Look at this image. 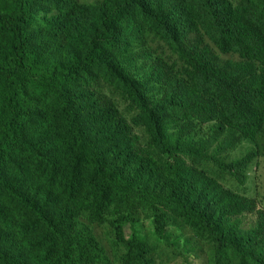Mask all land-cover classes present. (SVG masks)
<instances>
[{
  "label": "trees",
  "instance_id": "obj_1",
  "mask_svg": "<svg viewBox=\"0 0 264 264\" xmlns=\"http://www.w3.org/2000/svg\"><path fill=\"white\" fill-rule=\"evenodd\" d=\"M7 1L15 13L0 14V28L7 35L0 55L10 58L3 81L0 118V194L7 190L9 202L18 199L31 206L41 218L33 222L35 217L29 215L33 224L44 221L49 227L55 224L57 202L50 197L51 187L70 198H80L101 224L119 194L126 200L129 196L151 198L183 217L187 225L215 247L219 258L233 257L239 264H264V205L249 196L245 187L249 166L259 154L257 136L264 126V0H240L237 4L233 0H99L95 4L59 0L47 25L74 37L80 50L65 66L55 64L51 69L27 50L26 29L34 17L28 0ZM125 8L136 9L151 33L164 40L182 62L175 61L171 66L152 48L140 51L149 64L148 81L164 90L154 105L146 102L142 82L104 59L106 45L116 43V25ZM218 53L239 58L223 60ZM93 66L117 71L122 86L141 107L136 120H143L160 143L172 122L180 125L182 137L192 132L197 135L199 129L208 127L207 138H201L198 144L191 141L177 146L198 164L179 162L175 179L161 195L154 196L125 180L112 167L111 159L91 149L93 142L87 138L66 84ZM32 83L51 93L57 107L54 144L58 155L52 157L50 152L34 149L39 168L49 177L47 197L43 200L37 198L38 193L31 197L16 187L4 165L8 145L17 133L18 95ZM101 110L111 120L109 136L121 138L128 125L119 118L117 109L105 105ZM238 148L239 154L231 159L223 156ZM14 164L19 177L24 162L16 160ZM224 176L231 177L240 188L223 184L220 180ZM5 206L0 197L2 219L9 209ZM125 220L127 217L121 215L120 227L114 232L116 258L120 264H148L140 233L134 230L129 239L123 235L121 224ZM62 225L57 220L54 243L68 235ZM157 229L161 234V226ZM4 243L0 230V264H27L13 246L6 248ZM78 248L88 256L104 254L92 240L79 243Z\"/></svg>",
  "mask_w": 264,
  "mask_h": 264
},
{
  "label": "rangeland",
  "instance_id": "obj_2",
  "mask_svg": "<svg viewBox=\"0 0 264 264\" xmlns=\"http://www.w3.org/2000/svg\"><path fill=\"white\" fill-rule=\"evenodd\" d=\"M58 1L28 0L34 17L26 29V47L29 54L47 69L55 64L65 66L80 50V44L74 37L47 25V19L57 10ZM75 1L95 4L99 0ZM239 1L233 0V3ZM11 13H15L13 5L7 0H0V14ZM115 30L117 33L113 38L116 43L106 45L104 59H109L119 70H124L123 74L128 73L142 82L146 102L154 105L163 96L164 90L148 81L149 64L140 56V51L152 48L155 55L167 60L171 66L175 61L182 62L164 40L151 33L136 9L125 8ZM6 38L7 35L0 28V48L6 45ZM218 55L223 60L239 58L235 54ZM9 66V56L0 55V118L3 117V81ZM66 86L71 91L73 107L82 120L87 138L91 144L93 142L91 149L103 152L111 159L112 167L119 170L125 180L158 196L175 179V167L179 162L194 166L198 164L177 146L191 141L198 144L201 138H207L208 127L199 129L197 135L192 132L182 137L180 125L172 122L160 143L143 120H136L141 107L134 95L124 89L116 70L110 72L93 66ZM105 105L116 108L119 118L128 125L121 138L109 136L111 120L101 110ZM56 109L54 96L46 89L34 83L25 86L18 95L17 133L11 138L4 161L13 184L27 191L31 197L38 193L40 200L47 197L49 177L39 168V158L34 149L38 147L50 152L52 157L58 155L57 144H54L57 140ZM257 146L259 154L249 166L245 187L249 196L264 205V126L257 136ZM239 151V148L232 149L223 156L229 160ZM16 160L24 162L23 174L19 177H16L14 170ZM213 176L209 174V177ZM220 181L232 188H240L229 176H224ZM0 197L4 206L6 204L9 208L4 219L0 217L4 246H13L19 258L27 264H120L113 239L116 228L120 227L118 221L121 215L127 217L121 224L126 239L134 230L140 233L148 264H239L233 257L219 258L215 247L187 225L183 217L168 205H161L151 198L129 196L126 200L119 194L107 211L106 221L101 224L93 218L91 210L85 207L80 198H70L56 187H51L50 197L57 200L54 206L55 224L57 220L62 222V228L68 234L65 239H57L54 243L55 224L51 227L44 221L33 224L41 218L31 206L22 204L18 199L9 202L7 190H3ZM29 215L35 217L33 222ZM158 225L162 228L161 234L158 233ZM89 240L97 243L104 254L88 256L78 248L79 243L84 244Z\"/></svg>",
  "mask_w": 264,
  "mask_h": 264
}]
</instances>
